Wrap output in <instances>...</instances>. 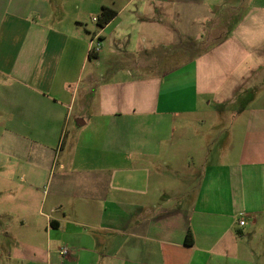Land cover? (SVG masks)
<instances>
[{"label":"crops","instance_id":"1","mask_svg":"<svg viewBox=\"0 0 264 264\" xmlns=\"http://www.w3.org/2000/svg\"><path fill=\"white\" fill-rule=\"evenodd\" d=\"M114 5L0 0V264H253L264 0Z\"/></svg>","mask_w":264,"mask_h":264},{"label":"rangeland","instance_id":"2","mask_svg":"<svg viewBox=\"0 0 264 264\" xmlns=\"http://www.w3.org/2000/svg\"><path fill=\"white\" fill-rule=\"evenodd\" d=\"M88 1V0H87ZM91 1V10L93 11V13H87L86 16H85V19H86V22L84 23V26L87 25L88 27L90 28H93V29H96V21H94V18L97 19L96 15H95V10H96V5L97 4V1H99V3L102 1L104 3V0H90ZM130 0H106V4H108V6H110V8H115V5L114 4H124L126 2H128ZM87 28V27H85ZM87 30H84V32H86ZM87 33V32H86ZM107 51L106 47H105V52ZM110 61L112 60L111 57L109 59ZM109 66L107 64H105L103 62V71H104V77L105 78H111V71L108 70ZM89 69H90V66H87L84 71H83V74L82 76L84 75V79L86 77V74L89 72ZM106 75V76H105ZM180 75L181 73H177L175 74L174 76H172L169 80H167V84L166 82H164V86H163V91H162V102L163 105L161 106H165L166 103L169 101V100H166L168 99L169 95H176L175 92L173 93H170V89H168V86H169V82L170 81H173V83L175 84L176 83V86L179 85V81H180ZM178 82V83H177ZM264 91V90H263ZM259 92H262V90H260ZM250 96H251V93H246L242 98L239 99V102L237 105L235 106H229L231 107L230 109H228V111H226V114L225 115H229L228 117L226 118H223L221 120V127L220 129H218L216 135H215V142L212 143V148L214 149L215 147H223L224 144H226V140L228 139V129L230 128V126L235 122L234 118H231L230 114L233 112V111H239V109L242 108H247L249 106H251L253 103L250 102L251 99H250ZM254 105V104H253ZM228 112H230V114H228ZM0 123H2V119H0ZM2 126V125H1ZM0 126V127H1ZM208 126L209 124L204 128L205 130L208 129ZM1 131V129H0ZM249 242H251V246H252V249H253V259H255L254 263L253 264H264V255L261 254L264 252V233H259L257 230L254 231L252 234H251V238L248 239Z\"/></svg>","mask_w":264,"mask_h":264},{"label":"trees","instance_id":"3","mask_svg":"<svg viewBox=\"0 0 264 264\" xmlns=\"http://www.w3.org/2000/svg\"><path fill=\"white\" fill-rule=\"evenodd\" d=\"M116 12L108 7H103L101 14L97 18V24L100 28H104L114 17Z\"/></svg>","mask_w":264,"mask_h":264},{"label":"built area","instance_id":"4","mask_svg":"<svg viewBox=\"0 0 264 264\" xmlns=\"http://www.w3.org/2000/svg\"><path fill=\"white\" fill-rule=\"evenodd\" d=\"M94 21L97 22V19H94ZM99 49H100V44H99V42H98V43L93 44V45L91 46L90 51H91L92 53H94V52H98ZM239 224H240V226H244V225H245V221H244V220H241V221L239 222ZM66 252H67V251L64 250L62 253L65 254Z\"/></svg>","mask_w":264,"mask_h":264}]
</instances>
